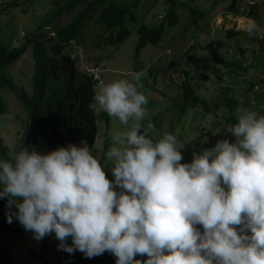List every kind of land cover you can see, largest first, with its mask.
Wrapping results in <instances>:
<instances>
[{
    "label": "clouds",
    "instance_id": "obj_1",
    "mask_svg": "<svg viewBox=\"0 0 264 264\" xmlns=\"http://www.w3.org/2000/svg\"><path fill=\"white\" fill-rule=\"evenodd\" d=\"M245 31L264 38L255 20ZM82 68L97 86L89 107L126 128L107 152L114 180L86 142L11 152L0 160L7 222L15 217L37 241L54 233L58 250L70 254L107 251L116 264H264V114L241 103L237 122L225 128L235 142L218 140L181 163L184 145L175 135L153 141L142 131L148 100L138 84H105L99 66Z\"/></svg>",
    "mask_w": 264,
    "mask_h": 264
},
{
    "label": "rangeland",
    "instance_id": "obj_2",
    "mask_svg": "<svg viewBox=\"0 0 264 264\" xmlns=\"http://www.w3.org/2000/svg\"><path fill=\"white\" fill-rule=\"evenodd\" d=\"M114 1L124 5L127 0ZM53 2L54 0H33L31 3L28 0H0V41L12 47L21 45L26 35L42 22L43 17L56 9ZM251 5L259 8L260 15L264 14V0L257 4L254 0H178L175 7L180 16L179 24L168 27L166 23V33L159 45L149 44L137 56L139 36L132 32L124 44L95 49L89 47L90 44L94 46L93 33L86 29L83 33L85 38L74 46L73 56L78 58L81 66H99L104 70L102 82L105 84L121 79L137 84L142 77L138 90L148 100L145 105L147 116L142 121V128L149 131L154 140L165 134L175 135L179 143L184 145L181 149V163H191L194 153L202 154L205 149L214 148L218 140L235 142V137L225 130L227 126L237 122V105L229 103L230 99H238V104H245L248 99L251 105L246 104L245 108L257 111L255 97L260 94V99L264 98V67L261 63L248 71H242L236 78L225 62H215V59L227 62L242 59L248 65L252 58L261 56V60L264 59L260 45L252 41V37L250 40L240 36L229 38L227 34L233 29L245 31ZM194 7L205 12V18L198 25L190 17V8L195 9ZM167 10L165 0H153L151 12L147 14L145 22L160 23L162 20L158 19V15ZM78 14L79 11H74L61 15L56 20L57 27L69 24ZM258 32L264 33V28L258 26ZM218 42H221L222 47L218 46ZM190 47L195 50L188 52ZM33 68L32 50L29 48L11 67L18 92L26 95L31 93ZM138 70H143V73H138ZM137 74H140L138 81L135 79ZM187 74L205 104L187 109L179 117L183 99L180 85ZM251 84L254 85L253 89ZM2 96L7 113L0 114V142L6 149L12 150L22 143L27 113L10 90L2 91ZM101 112L96 110L97 114ZM149 123H159L162 127L157 129L154 125L148 128ZM110 126L108 130L106 123L99 120L97 140L92 151L105 167L106 174L111 171L112 166L107 154L103 155L105 146L109 150L112 136L118 131L126 130L116 118H112ZM55 241L57 239L54 233L37 241L31 232L7 235L3 237L1 245L10 251L13 264H40L32 256V252L41 255L45 247L51 246ZM47 256L53 259L54 251L47 253Z\"/></svg>",
    "mask_w": 264,
    "mask_h": 264
},
{
    "label": "trees",
    "instance_id": "obj_3",
    "mask_svg": "<svg viewBox=\"0 0 264 264\" xmlns=\"http://www.w3.org/2000/svg\"><path fill=\"white\" fill-rule=\"evenodd\" d=\"M32 1L28 0L29 3ZM258 1L260 0H254L256 4ZM152 2L153 0H127L124 5H119L114 0H54L53 4L56 9L53 6L54 10L46 17L44 16L42 22L26 35L21 45L12 47L0 41V114L7 113L2 96L4 90H10L17 101L23 104L27 113L22 143L8 150L0 142L2 160H8L9 153L19 152L26 147L34 148L38 152H47L66 147L68 144L82 146V142H86L93 151L97 140L99 120L104 121L109 130L112 117L104 111L97 114L96 110L89 107L96 91L95 81L83 71L78 58L73 56L74 46L81 42L80 39L85 38L83 33L86 29L93 33L94 46L90 44L89 47L95 49H102L107 45L124 44L132 32H136L139 36L137 56L147 45H159L166 33V23L168 27H175L179 24L180 16L175 7L176 0H165L168 7L166 17L160 23L147 24L145 21L147 14L151 12ZM74 11H79L74 20L58 28L56 20L61 15ZM190 13L195 25L205 18V12L199 10L198 7L190 8ZM260 14L259 8L251 5L247 17L255 20L259 27L264 28V14ZM227 34L229 38L240 36L250 40L252 37V41L257 42L264 53V38H261V35L249 36L246 31H235V29L228 31ZM217 44L222 47L221 42ZM29 48L32 50L34 68L31 79L32 92L27 96L17 91L18 87L14 83L11 67ZM194 50V47H190L188 52ZM241 51L244 53L242 49ZM215 62H225L230 66V73L236 78L241 75L242 71L255 68L260 63L264 67V59L261 60V56L252 58L248 65L242 59L234 62L215 59ZM250 86L251 89L254 88L253 84ZM180 89L183 99L179 107V117L187 109H195L200 104H205V101L196 93L188 74L180 85ZM228 102L237 107L240 105L236 98ZM246 102L243 104L244 107L246 104L251 105L248 99ZM232 104L231 109L234 107ZM254 104L257 106L256 110L264 114V98L260 99V94L255 97ZM154 125L157 129L162 127L159 123H154ZM142 131L147 132L149 138L156 141L149 131L143 128ZM107 151L106 145L103 155H106ZM107 178L114 180L111 171L107 174ZM116 191L119 192L120 189ZM6 204V199H0V264H13L10 251L1 245L3 237L31 232L25 231L15 217L11 224L7 222L6 213H9V210ZM12 210L15 211L14 206ZM196 227L201 232L203 231L201 225ZM59 244L60 241L57 240L51 246H46L41 255L32 252V256L40 264H116L117 258L107 251L102 255L86 258L78 250L71 254L58 250ZM67 244L72 245L71 237L67 238ZM51 251L55 253L53 259L47 256V253ZM147 258L146 255L135 257L141 261Z\"/></svg>",
    "mask_w": 264,
    "mask_h": 264
},
{
    "label": "built area",
    "instance_id": "obj_4",
    "mask_svg": "<svg viewBox=\"0 0 264 264\" xmlns=\"http://www.w3.org/2000/svg\"><path fill=\"white\" fill-rule=\"evenodd\" d=\"M96 79L98 78V81L101 79V77L98 75V74H96Z\"/></svg>",
    "mask_w": 264,
    "mask_h": 264
},
{
    "label": "water",
    "instance_id": "obj_5",
    "mask_svg": "<svg viewBox=\"0 0 264 264\" xmlns=\"http://www.w3.org/2000/svg\"><path fill=\"white\" fill-rule=\"evenodd\" d=\"M141 81H142V77L140 78V80H139V82L137 84L139 85L141 83Z\"/></svg>",
    "mask_w": 264,
    "mask_h": 264
},
{
    "label": "crops",
    "instance_id": "obj_6",
    "mask_svg": "<svg viewBox=\"0 0 264 264\" xmlns=\"http://www.w3.org/2000/svg\"><path fill=\"white\" fill-rule=\"evenodd\" d=\"M137 72H138V73H143V70H138Z\"/></svg>",
    "mask_w": 264,
    "mask_h": 264
}]
</instances>
